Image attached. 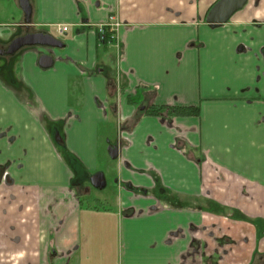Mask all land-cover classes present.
Listing matches in <instances>:
<instances>
[{
    "label": "crops",
    "instance_id": "0c3cea01",
    "mask_svg": "<svg viewBox=\"0 0 264 264\" xmlns=\"http://www.w3.org/2000/svg\"><path fill=\"white\" fill-rule=\"evenodd\" d=\"M216 1L30 0L27 24L18 0H0V42L34 27L64 43L51 67L31 46L0 78V264H247L264 252V0L210 27ZM111 14L121 25L104 45ZM150 103L199 104L200 116L146 115ZM44 115L89 171L116 124V209L78 203ZM157 180L184 206L151 195ZM108 225L119 235L106 253L95 230Z\"/></svg>",
    "mask_w": 264,
    "mask_h": 264
},
{
    "label": "rangeland",
    "instance_id": "374dc122",
    "mask_svg": "<svg viewBox=\"0 0 264 264\" xmlns=\"http://www.w3.org/2000/svg\"><path fill=\"white\" fill-rule=\"evenodd\" d=\"M1 28L2 29L9 28V26H2ZM31 29L34 30L36 28L33 27ZM14 31L12 30L11 32H14ZM2 32H7V30L4 29ZM15 32H16L15 34H17V36L24 34V30H21V29H18ZM39 48L44 49L45 52H46V50L47 51L52 50V47H47V46H39L37 49H39ZM112 52L116 53L115 49H109L108 53L101 50L100 56L104 55L107 58L109 55H111ZM22 58H23V55H18L16 57H11V58L0 57V78L1 79L5 78L4 81L6 83L8 81L12 80L11 77L12 76L14 77V72L12 74V71H14V69L17 66H20L22 68V62H21ZM111 65L113 68L116 67V64L114 65V62H112ZM6 87H9V86H6ZM103 130H104V128H103ZM116 130H117L116 124L114 123L113 126H107L105 128V130L103 131L105 136H107L106 133L108 134V137L105 139L106 145L103 148L102 153H99L98 169L96 171H101L104 173V175L106 176V183L107 184L102 189H97V188L91 187L93 189H91L90 194L89 195L87 194L88 196L83 197V199H85L84 202L86 205L89 204V206H94V205L98 204L97 207H99L100 205L97 202H99V200H101L102 205H104L105 207L113 208V209L117 208L116 204H117V200L119 197V189L117 188V186L115 184H113L114 182L112 181V176L114 175V177H115L116 172L112 171L108 167V165L111 162H114L113 161L114 159H111V157L108 156L109 155L108 154V146H109V142H115ZM108 138L110 139V141L108 140ZM96 171H94V172H96ZM105 172H106V174H105ZM103 231L106 234V239L102 240L101 244L104 245V248H105L104 250L106 253H108L109 252V250H108L109 245H111L113 248V244L115 243L116 238L119 235V229L118 228L116 229L115 226L112 227L111 225L106 226L104 229L97 227L95 230V237L96 236L99 237V236L103 235ZM114 249L117 252L118 248L116 247V244L114 245ZM98 252H100V251L96 249L97 254H98ZM105 252H103L100 257H102L104 254H106Z\"/></svg>",
    "mask_w": 264,
    "mask_h": 264
},
{
    "label": "water",
    "instance_id": "95a60500",
    "mask_svg": "<svg viewBox=\"0 0 264 264\" xmlns=\"http://www.w3.org/2000/svg\"><path fill=\"white\" fill-rule=\"evenodd\" d=\"M245 0H218L208 10L205 21L210 27H215L218 23L225 21L231 13L242 6ZM18 5L23 12L24 22H31L32 6L30 0H18ZM24 46H47L52 48H61L64 43L55 38L52 34L44 31L27 32L24 35L16 36L7 45V48H0V54H13ZM38 64L41 68H49L53 65V58L48 54H42L38 58ZM108 154L111 158H116L118 148L114 145L108 146ZM91 184L102 189L106 185L105 175L101 171H97L90 176Z\"/></svg>",
    "mask_w": 264,
    "mask_h": 264
},
{
    "label": "flooded vegetation",
    "instance_id": "af4514ba",
    "mask_svg": "<svg viewBox=\"0 0 264 264\" xmlns=\"http://www.w3.org/2000/svg\"><path fill=\"white\" fill-rule=\"evenodd\" d=\"M218 1V0H217ZM216 1V2H217ZM215 2V3H216ZM246 2H247V0H245V2L242 4V6L241 7H243L245 4H246ZM214 3V4H215ZM213 6V5H212ZM211 6V7H212ZM210 7V8H211ZM241 7H239L238 9H240ZM209 8V9H210ZM238 9H236L233 13H231L230 14V16L225 20V21H223V22H220V23H218L217 25H216V27H219V26H221V25H223L224 23H226V22H228L229 20H230V18H231V16L238 10ZM208 12V11H207ZM207 14V13H206ZM26 29V31H24V33H27V32H33L34 30H32V29H29V28H25ZM38 31H41V30H38ZM19 36V35H18ZM13 38H15V36L14 37H12V38H10L7 42H5V43H2V42H0V48H4V49H6L7 48V45L10 43V41L13 39ZM29 47H31V46H24V47H21L19 50H17L16 52H14L13 54H0V57H3V58H11V57H16V56H18V55H21V53H22V51L24 50V49H27V48H29ZM53 49H56V48H52V50ZM44 54H48V55H50L52 58H53V56H52V53H51V51H47L46 53H44ZM44 118H43V120L44 121H46V123L49 125V124H51L52 123V125H54V126H52V129L54 130V132H53V140L52 141H56V144L58 143L59 144V146H61V150L62 151H64L65 152V154H66V158H67V163H69V166L71 167V169H72V172H73V175H72V177L70 178V183H69V187H70V189L73 191V193H74V195H75V197H76V199H77V201H78V203L81 205V206H84V207H90L89 206V204H85V202H84V200L85 199H83V197L84 196H88L89 194H90V192H91V189H93V188H95L92 184H91V182H90V176L92 175V174H94L95 172L94 171H89V170H87V169H85L84 167H82L81 169H80V166H79V163L77 162V158L73 155V154H71V153H69V152H67L66 150H65V147H64V145H62V141H61V139L62 138H60L61 136H59L58 137V139L59 140H57V135H56V129H58L56 126L58 125V127L59 126H62L63 125V121H61V120H56V121H54V122H51L50 120H49V118H47V117H45V115L43 116ZM74 156V157H73ZM72 158V159H71ZM72 162V163H71ZM75 164V165H74ZM5 168L6 167H4V166H0V183L1 182H7L8 183V180H7V178L5 177L7 174H6V170H5ZM83 169V170H82ZM84 171H86V177H83V176H81V175H83L84 174ZM97 172V171H96ZM2 177H3V179H2ZM84 178H87V180H86V183H85V181H82V180H84ZM105 180H106V178H105ZM115 181H118V179H116ZM107 184V183H106ZM161 185L160 184H158L157 185V183H155V188L153 189V190H151V192H152V194L151 195H153V196H155V198H157V199H159V200H161V201H167V199H169L170 200V202H171V204H172V206H174V207H177V208H179V207H183L184 206V203H179V200H178V196H176L175 194H173V192H170L169 193V195L167 194V190L165 189V188H163L162 186V189H161V187H160ZM91 187H93V188H91ZM77 190L78 191H83V196H82V199L80 198L79 199V196L77 195ZM88 194V195H87ZM263 230H257V233H256V240H258V239H260L261 238V236L263 235ZM247 264H264V252H257V251H254L253 253H252V255H251V258H250V260H249V262L247 263Z\"/></svg>",
    "mask_w": 264,
    "mask_h": 264
},
{
    "label": "trees",
    "instance_id": "16d2710c",
    "mask_svg": "<svg viewBox=\"0 0 264 264\" xmlns=\"http://www.w3.org/2000/svg\"><path fill=\"white\" fill-rule=\"evenodd\" d=\"M112 31H110L109 28L105 27L103 29V33L100 35L101 43L106 45L113 41L112 38ZM134 102V101H131ZM136 102V101H135ZM134 102V103H135ZM138 104V102H136ZM143 113L146 115L151 116H158V117H176V116H200V105L199 104H190V105H174V104H162V105H156L153 103L147 104L143 106ZM74 157V156H73ZM72 159V158H71ZM72 163V162H71ZM75 165V164H74ZM80 169L82 168L81 164L79 165ZM83 170V169H82ZM86 171H84V174L81 175L83 177H86ZM154 176H157L156 174H153ZM87 178H84L86 183ZM158 185V180L156 181ZM77 195L79 196V199H82L83 191L77 190ZM92 208L96 209L97 206H92Z\"/></svg>",
    "mask_w": 264,
    "mask_h": 264
},
{
    "label": "built area",
    "instance_id": "2783aa9c",
    "mask_svg": "<svg viewBox=\"0 0 264 264\" xmlns=\"http://www.w3.org/2000/svg\"><path fill=\"white\" fill-rule=\"evenodd\" d=\"M120 25H121V23L117 19V17L115 15L111 14L108 16V19L104 23L98 24V28H99L100 34H102L103 29L105 27L109 28L113 32L116 29H118L120 27ZM55 26L60 32H64L67 30V24H56Z\"/></svg>",
    "mask_w": 264,
    "mask_h": 264
}]
</instances>
